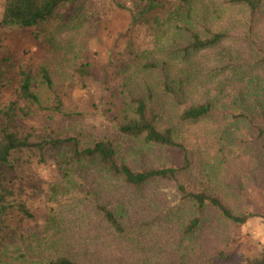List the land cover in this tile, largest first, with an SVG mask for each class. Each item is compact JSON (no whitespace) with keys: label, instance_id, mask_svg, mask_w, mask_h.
Segmentation results:
<instances>
[{"label":"rangeland","instance_id":"374dc122","mask_svg":"<svg viewBox=\"0 0 264 264\" xmlns=\"http://www.w3.org/2000/svg\"><path fill=\"white\" fill-rule=\"evenodd\" d=\"M203 1L210 9L216 8L210 16L209 26L213 30L228 28L230 36L227 41L200 53L197 60L212 64L220 54L226 59L229 53L240 54L244 60L251 58L250 45L255 35L246 36L243 31L247 26L240 24L244 18L245 23L251 19L247 12L226 7L223 0ZM4 5L5 0H0V18ZM128 7H132L131 0H80L61 4L54 15L40 25L37 37L35 27L0 26V57H9L5 68L10 77V85L0 93V109L16 98L21 65L31 71L34 83L39 85L35 89L45 107L42 110L34 105L25 108L26 116L19 119L20 129L31 138L49 133L74 135L82 140L109 137L118 144L120 155L133 168L171 165L176 168V178L152 181L137 189L89 169L78 178L80 184L74 189L59 192L56 201H50L46 198V190L49 184H57L60 179L54 159L22 164L17 170L18 176H13V186L18 190L17 198L26 205L31 216H24L13 208L1 214L6 225L2 226L1 232L10 235L5 244L7 252L15 254V249L23 248L28 242V235L40 234L46 216L51 212L59 226L58 230H47L48 235L56 230V243L50 253L65 254L75 260L100 264H243L247 258L264 255V246L253 241L250 235L242 237L240 232L246 220L264 218L262 195L253 184L246 183L234 201L240 210L254 214L236 224L207 212L203 226L196 233V249L191 253V259L181 260L180 247L187 239L179 220L169 210L180 197L175 184L181 183L187 190L200 187L205 171L201 169L202 162L208 151L203 132L206 126L201 122L187 131L190 138L185 155L177 149L156 147L145 155L135 153L132 156L136 143L123 137L115 123L126 106L127 94L142 92L145 82L157 94L161 123L172 124L182 107L215 95L216 82L229 71L226 68L215 76L212 68L213 77L206 72L203 82L196 80L192 86H186L188 94L181 103L167 102L158 86L166 77L160 70H151L141 63L151 60L160 64L166 59L165 44L170 32L157 38L146 24L132 25ZM66 23L75 26L64 27ZM252 23L255 34H264V15L256 14ZM84 63L88 64V75L78 70ZM174 65L185 66L179 61ZM44 66L51 76V89L40 85L39 68ZM207 67L209 65L203 71ZM169 72L168 78L175 79L174 66ZM224 86L227 91L230 84ZM55 95L60 99V110L54 109ZM19 104L22 106L23 102L19 101ZM42 168L47 170L46 179L41 175ZM95 204L119 210L123 232L112 230L94 208ZM7 258V255L3 256V259ZM3 264H27V261L7 259Z\"/></svg>","mask_w":264,"mask_h":264},{"label":"trees","instance_id":"16d2710c","mask_svg":"<svg viewBox=\"0 0 264 264\" xmlns=\"http://www.w3.org/2000/svg\"><path fill=\"white\" fill-rule=\"evenodd\" d=\"M80 0H5L0 26L19 28L35 27V36H39V27L47 22L61 4H73ZM128 7L132 25L146 24L154 35L160 38L168 35L165 44L166 59L155 63L145 60L142 66L151 70H160L165 81L159 83L160 91L167 102L181 103L188 94L187 87L194 82H203L206 72L209 77L218 71L228 73L222 81H217L216 93L202 101L190 103L177 113L176 122L162 124L159 108L156 104L155 89L148 82L143 84L142 92H129L123 113L115 125L125 138L136 143L132 156L145 155L154 148L177 149L186 154L187 141L191 126L204 124L207 137V158L202 162L203 179L197 190H187L181 183L175 184L180 194L176 203L169 210L179 220L183 236L187 242L180 247L181 260L191 259L195 251L197 232L206 220L207 212L217 214L225 222L243 223L251 212L240 210L234 198L242 187L253 184L264 200V34L253 31V19L256 14L264 15V0H223L226 7H236L247 12L251 18L248 23L244 18L240 24L247 28L243 33L253 37L250 45L251 58L241 59L240 54L229 53L228 58L220 54L214 63L207 64L197 60V56L228 40V28L213 30L209 26L210 16L216 8L210 9L203 0H131ZM211 11H210V10ZM74 23L63 24L64 27ZM181 62L185 66H176ZM223 61V63H221ZM9 57H0V93L10 85L5 64ZM206 71H203L204 67ZM175 67V79L170 77L169 69ZM81 74L88 75V64L80 65ZM216 72V73H215ZM16 98L10 99L0 109V215L17 210L24 216H31L29 209L17 198L13 186V176H18V168L30 162L44 163L53 158L60 179L57 184H49L46 190L47 200H55L59 192L67 193L80 184L89 169L104 176L115 177L122 183L134 188H141L152 181L175 180L176 168L167 166L140 165L133 168L127 159L120 155L118 144L109 137L79 139L74 135L48 134L37 139L31 138L20 129L19 119L26 116L25 108L34 105L42 110L39 93L31 71L19 66ZM40 85L51 89L52 81L48 69L39 68ZM195 79V80H193ZM197 80V81H196ZM230 84L227 91L226 84ZM54 109L60 110V99L55 95ZM19 101L23 102L21 106ZM82 140V141H81ZM21 177V176H19ZM60 184V185H59ZM18 199V201H17ZM94 208L102 220L115 232H123L121 213L108 209L104 204H95ZM0 216V264L7 259H22L27 264H100L75 260L65 254H52L51 247L56 243L55 231L58 221L48 212L40 234L32 233L15 254L6 250L9 233H2L6 226ZM49 228L52 235L47 234ZM43 233V234H42ZM42 234V235H41ZM21 238V236H20ZM17 246V245H16ZM21 246V245H20ZM19 247V246H17ZM16 247V248H17ZM200 245H198V249ZM197 249V250H198ZM48 250L49 253L46 251ZM7 255L9 258L3 259ZM106 264V263H102ZM181 264V263H180ZM183 264V263H182ZM243 264H264V255L247 258Z\"/></svg>","mask_w":264,"mask_h":264},{"label":"clouds","instance_id":"9594fccd","mask_svg":"<svg viewBox=\"0 0 264 264\" xmlns=\"http://www.w3.org/2000/svg\"><path fill=\"white\" fill-rule=\"evenodd\" d=\"M41 175L46 179L47 170L42 168ZM240 232L242 237L250 235L253 241L258 242L261 246H264V218L255 217L253 219L246 220L241 225Z\"/></svg>","mask_w":264,"mask_h":264}]
</instances>
